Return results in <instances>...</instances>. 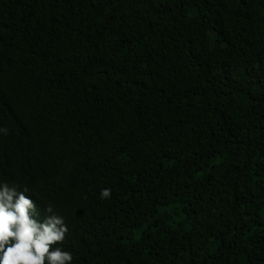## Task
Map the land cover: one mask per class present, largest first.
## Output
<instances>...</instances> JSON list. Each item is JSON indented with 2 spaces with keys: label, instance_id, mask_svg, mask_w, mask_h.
<instances>
[{
  "label": "trees",
  "instance_id": "1",
  "mask_svg": "<svg viewBox=\"0 0 264 264\" xmlns=\"http://www.w3.org/2000/svg\"><path fill=\"white\" fill-rule=\"evenodd\" d=\"M0 127L71 264H264V0H0Z\"/></svg>",
  "mask_w": 264,
  "mask_h": 264
},
{
  "label": "clouds",
  "instance_id": "2",
  "mask_svg": "<svg viewBox=\"0 0 264 264\" xmlns=\"http://www.w3.org/2000/svg\"><path fill=\"white\" fill-rule=\"evenodd\" d=\"M9 130L0 127V134ZM27 186L0 182V264H71L73 254L56 246L66 239L68 228L51 204L41 222L35 202L26 196ZM111 189L100 198L110 199Z\"/></svg>",
  "mask_w": 264,
  "mask_h": 264
}]
</instances>
